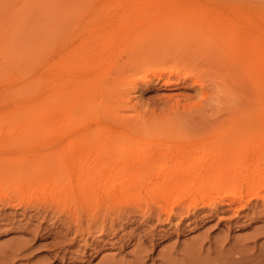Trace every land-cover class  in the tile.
Instances as JSON below:
<instances>
[{"label": "rangeland", "instance_id": "obj_1", "mask_svg": "<svg viewBox=\"0 0 264 264\" xmlns=\"http://www.w3.org/2000/svg\"><path fill=\"white\" fill-rule=\"evenodd\" d=\"M257 1L264 5L261 0ZM202 5L207 6L206 3ZM117 12L110 7V3L102 0H0V94L23 83H10L9 78L23 71L24 67L31 66L29 56H33L40 46L36 50L34 47L38 41H44V37L49 36L53 37L55 46L51 60H55L59 52L67 51L69 60L80 53L87 54L84 60H78V64L81 63L79 66L83 61H86L83 66H90L89 71L83 73L88 88L92 87L91 93L84 94V108L94 109L102 100L110 116L120 115L123 119L126 116L133 121L131 125L152 119H158L164 125V121L167 124V119L172 117L179 120L183 134L156 130L157 122L156 127L153 125L155 128L152 126L156 131L136 126L138 129L127 136L122 135L120 128L113 124L103 126L106 124L101 123L98 127L92 123L74 131L67 130L61 121L42 125L23 124L18 122L20 114L6 110L5 105L0 103V158L56 160L73 156L83 160L103 151L110 154L120 147H131L135 153L155 154L159 162L167 153L178 158L190 151L192 153L203 144L210 154H216L217 149L225 147L234 150L247 147L251 150L264 144V134L258 135L257 128L225 134L224 127H213L215 130L210 129V134L204 132L198 135L192 128V122L196 128L197 121L205 120L211 112H204L207 115L199 112V98L191 79H166L164 74L156 77L152 72V61L131 59L127 52L116 59L113 55L100 59L96 57L102 48L100 40L119 33L124 29L122 25L125 22L139 24L138 31L143 32V36L133 35L130 43L145 40L149 27H159L163 28L161 35L167 40V45L171 43L169 46H172V42L180 43L191 34H199L195 15L184 17V13L175 16L171 12L150 11L147 16L138 15V21L134 16L123 18L119 15L121 12ZM174 46L178 47V43ZM174 46L172 51L176 49ZM74 47L81 49L78 51ZM27 51L30 55L24 53ZM25 54L29 55L28 59ZM26 59L29 60L28 65ZM52 72L58 74L57 69ZM164 78L171 83L166 84ZM73 93L71 85L68 94L72 97ZM21 101H26V98H21ZM186 107H191L192 111ZM86 110L78 117L83 119L89 113ZM77 113L72 111V114ZM176 115H180V119L178 116L174 118ZM160 121L158 124H162ZM182 121L184 124H181ZM198 150L200 156L203 150ZM176 154L179 155L176 157ZM170 160L173 159L166 160V165L171 166ZM152 171L144 169L134 174L145 175ZM62 172L60 170L43 178L31 177L30 171L5 177L0 175V200L11 197L21 202L18 208H2L0 212V264H264V201L253 199L251 185L241 186L242 207L222 198L224 192L233 190L234 185L220 189L222 196L218 200L214 199L216 190L213 188L200 189L201 194L199 191L197 196H193L198 185L185 184L176 189L175 196L168 197V193L155 192L152 186L146 184L132 186L109 201L81 196L77 190L72 193L61 191L59 187L67 188V182L70 181V185L79 182L75 181L74 169L72 180L65 179L67 184L63 185L66 174ZM164 198L167 206L163 204ZM177 201L181 206L175 204ZM45 203L51 208L48 215L40 216L38 211ZM193 203L196 207L191 208L187 216L181 213L166 219L168 208L178 213ZM203 203H213V206L209 208ZM159 204L166 209H158ZM138 207L139 212L136 211ZM79 217L81 224L77 225ZM94 220L95 224L91 225ZM101 228L102 232L105 231L97 232Z\"/></svg>", "mask_w": 264, "mask_h": 264}, {"label": "bare ground", "instance_id": "obj_2", "mask_svg": "<svg viewBox=\"0 0 264 264\" xmlns=\"http://www.w3.org/2000/svg\"><path fill=\"white\" fill-rule=\"evenodd\" d=\"M102 1L110 3V7L116 12H121L119 15L123 18L134 16L138 21H140L138 15L147 16L150 11L154 13L167 12V14L171 12L175 16H181L179 14L184 13V17L187 14H189L188 17H190V14H192L191 16L195 15L198 25L196 22L195 24L198 26L199 34L192 32L194 34H191L186 40L181 39L183 41L180 43L175 42L178 43V47H175V43L172 42V46L176 48L173 51L172 46H169L171 43L167 45V40H164L161 35L163 28L159 29V27H149L148 32H145L148 33L145 40L130 43L133 35L142 34L143 32L138 31L139 24L125 22L122 25L124 29L120 30L119 33L115 32L112 36L100 40L99 43L102 48L100 54L96 57L100 59L113 55L116 59L127 52L131 59L143 58L152 61L154 63L152 72L156 77L164 74L166 79H171V77L182 78L183 80L191 79L199 98L198 102L196 101L197 108L201 110L199 112L201 114L211 112L210 116L204 118L205 120L199 119L197 121L196 128H194V121L192 122V128L200 136L204 132L206 134L211 132L210 129L213 127H217V129L218 127H224L226 129V131L224 130L225 134L253 128L259 129V132L257 131L258 135L264 134V10H262L264 5L262 3L260 4L257 0ZM261 2L264 1L261 0ZM204 3L207 4L206 7L202 5ZM200 32H202L201 35ZM44 38V41L40 40L41 43L38 41L36 47H34L36 50L38 45L40 46L36 50L37 52L34 51L33 56H29V49L24 52L29 54L24 55L27 59L31 57L29 58L31 66L24 67L23 71H18L17 75L9 78L10 83L19 81L23 83L16 88L4 90L0 94V103L5 105V109L20 114L21 120H18V122L42 125L43 123L61 121L62 125L69 131L89 127L92 123L98 127L101 123L106 124L103 126L113 124L119 127L120 133L125 136L136 131L138 129L136 126L152 128L154 131L158 129L167 133L180 134L182 132L183 127L179 125V120L172 117L167 119L168 125L165 123L166 121L163 125L162 121L158 119H152L154 124L152 120L149 124L150 121L143 120L131 125L130 123L133 121L128 120L126 116L124 119L120 115L110 116L102 100L94 109L84 108V94L91 93L92 87L88 88L83 73L89 71L90 66L88 64H85L86 67L83 66L86 61H83L82 66H79L81 63L78 64V60L79 62L84 60L83 58L87 54L80 53L69 60V55L65 50L66 52L63 53L57 52L58 57L54 58L56 61L51 60L50 57L55 48L51 39L53 37L49 38L47 36ZM60 38L62 39L61 36ZM66 46L67 44H65ZM168 47H171L170 51ZM80 49L75 48L78 51ZM27 59L25 63L29 61ZM169 62L172 63L171 67ZM165 64H167V67ZM168 66L169 69H166ZM55 69L58 70V74L52 72ZM41 74H47V76L43 77ZM165 82L168 84L167 82H170V80ZM71 85L74 89L72 97L68 94V88H71ZM21 98H26V101H21ZM191 106L194 107V105ZM189 108L187 109L189 110ZM83 110L89 113H86L87 115L81 119L78 115L83 113ZM72 111H78V113L72 114ZM177 111L179 112V110ZM195 112L197 113V111ZM206 113L204 115H207ZM177 116L174 118H177ZM130 118L133 120L132 117ZM185 118L187 117L185 116ZM171 119L172 123L170 122ZM159 121L162 124H158ZM197 122L195 121V123ZM189 127L191 129V126ZM254 132L256 135V131ZM204 146L205 144L199 146L198 149L202 151ZM245 148L247 147L234 150V148L225 147L222 150L217 149L216 154H210L208 148L205 147L207 151L205 149L203 151L212 156L205 155L203 151L201 152L202 156H199L198 149L192 151V153L190 151L186 155L184 154L186 157L176 154L178 158H173L172 153V156H168L170 153H167L165 157L168 156V158L163 157L159 162L155 154L143 151L135 153L131 147H120L110 154L103 151L83 160H78L73 156L56 160L3 157L0 158V175L5 177L30 171L31 177L43 178L61 170L67 177H64V180L62 179L64 181L63 185H65V179H68L67 181L72 180L71 173L76 169V177L74 178L76 182H79L70 185L69 181L68 184L66 183L67 188L66 186L59 187L61 191L66 190L68 193H72L77 190L81 196L95 197L99 200L107 199L109 201L128 191L132 186L138 187L146 184L152 186V189L156 190L155 192L168 193V197L175 196L176 189L185 184L188 186L198 185V188L192 194L193 196H197L199 191L201 194L200 189L213 188V190H216L215 200L220 199L222 196L220 189L234 185L233 190L230 193L224 192L225 195L222 198L230 204L233 202L237 205L241 204L240 201L243 197L241 186L245 184L246 186L251 185V194L254 200L264 201V144L254 146L251 150ZM170 157L173 159L170 160V162L172 161L171 166L166 165V160L169 162ZM48 163L50 164L48 165ZM144 169H152L153 171L145 175L134 174ZM213 176L215 177L214 180L209 181ZM165 200L166 198H164V202ZM181 200L182 198L179 199V201ZM179 201L175 204L181 206ZM20 203L11 197H5L0 200L2 206L0 212L2 208H18ZM195 203L183 207L181 212L178 211L179 214L172 208H168L166 219L169 220L173 215L184 214L187 216L190 209L196 207ZM163 204L165 206L167 203ZM203 204L209 208L213 206V203ZM164 206L159 204L158 209L165 210ZM42 208L39 209L38 212L41 213L38 214L45 216L46 213L48 215L51 205L46 204ZM138 210H140L139 207L136 211ZM140 212H142V209ZM22 214L25 215L26 212L23 211ZM142 214L145 215L146 212ZM158 214L160 216L159 211ZM124 215L127 217V211ZM159 216L157 215L158 220ZM76 224H81V217L78 218ZM94 224L95 220L92 221L91 225ZM99 231L102 232V228L97 232Z\"/></svg>", "mask_w": 264, "mask_h": 264}]
</instances>
